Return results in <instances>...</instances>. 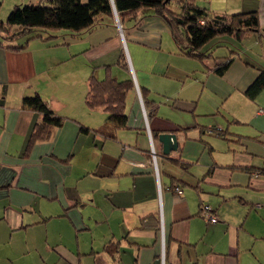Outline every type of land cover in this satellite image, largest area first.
<instances>
[{
    "label": "crops",
    "instance_id": "obj_1",
    "mask_svg": "<svg viewBox=\"0 0 264 264\" xmlns=\"http://www.w3.org/2000/svg\"><path fill=\"white\" fill-rule=\"evenodd\" d=\"M210 1L216 14L256 11L260 32L240 42L228 39L203 62L182 55L167 24L151 10L127 18L126 29L118 17L115 27L82 38L84 53L98 63V78L105 77L108 66L119 80L133 72L139 91L155 105L178 98L174 107L186 112L180 115L185 119H176L158 111L149 120L135 88L127 95L128 128L117 130L115 138L105 135L107 114L94 109V116L88 115L76 96L75 104L85 109L79 121L66 118L29 149L42 116L24 108L23 98L43 96L53 84L48 69H38L42 56L52 65L74 54L58 49V39H33L21 51L0 48V264H264V88L254 100L246 95L264 72V0ZM122 54L132 72L119 66ZM228 59L229 67L219 75L215 69ZM52 102L48 105L57 113ZM231 118L242 126L235 131L239 134L229 131ZM208 125L227 126L218 138L243 148V160L221 165L209 153L210 160L200 166L202 177L191 175L188 182L168 173L166 165L181 167L177 160L182 159L189 171L213 150L210 139L204 148L198 142ZM82 126L90 131L81 132ZM184 128L194 142L186 140ZM161 133L176 134L178 149L165 155ZM218 169L247 174L248 185L262 195L242 208L247 200L239 197L232 177L226 179L221 183L226 193L210 205L218 217L212 224L202 216L201 193L209 195L202 187L206 180L218 183ZM178 186L180 195L174 190ZM229 201L234 214L226 210Z\"/></svg>",
    "mask_w": 264,
    "mask_h": 264
},
{
    "label": "trees",
    "instance_id": "obj_2",
    "mask_svg": "<svg viewBox=\"0 0 264 264\" xmlns=\"http://www.w3.org/2000/svg\"><path fill=\"white\" fill-rule=\"evenodd\" d=\"M1 5L0 2V8ZM172 5L177 7L173 9ZM143 10L153 11L167 24L182 55L201 62L211 58L214 48L225 44L228 39L240 42L249 34L260 32L259 16L256 11L231 15L216 14L206 7L199 6L196 0H39L37 3L14 6L6 22L0 20V48L11 51L24 50L27 44L14 45L13 41L33 32L35 35L30 37L31 40L37 38L52 40L62 31L82 36L95 29L115 27V14L123 24V29H126L127 18ZM231 61L232 59H228L219 64L216 72L223 75ZM118 64L123 70L130 72L124 54L120 56ZM109 68L110 66L105 67L107 72L103 79L92 73L88 80L85 104L90 110L102 109L107 114L105 135L115 138L117 130L128 128L126 101L128 92L134 90L135 85L131 76L119 80L110 73ZM263 88L264 72L248 88L246 95L254 100ZM141 94L148 119L151 120L156 117L158 107L155 101L146 96L144 90H141ZM23 107L42 116V120L35 124L29 149L35 142L47 140L51 130L61 127L66 120L65 117L56 114L39 93L24 97ZM89 131L87 127H81V132ZM208 133L224 136L221 129L209 128ZM177 163L186 170L190 166L182 159L177 160ZM176 188L181 189V186Z\"/></svg>",
    "mask_w": 264,
    "mask_h": 264
},
{
    "label": "rangeland",
    "instance_id": "obj_3",
    "mask_svg": "<svg viewBox=\"0 0 264 264\" xmlns=\"http://www.w3.org/2000/svg\"><path fill=\"white\" fill-rule=\"evenodd\" d=\"M38 1L39 0H0V2L2 3L1 8H0V20L3 22H6L8 15L14 6L25 5L29 3H37ZM204 1H206L208 5L204 4ZM209 1L210 0H196V3L201 7H205L204 5H207L208 7L206 8L209 11H212L211 8H209L210 7L209 5L211 3V1L210 2ZM215 4H218V3H215ZM176 7L177 6L172 5L173 9H175ZM151 12L154 13L153 11ZM33 35H35L34 32L31 35L24 36V37H21L13 41V44L14 45H24V44L28 45V43L33 40V39L32 40L30 39V37ZM85 35L87 34H84L82 36H76L72 34L70 31H62L59 34V36L55 38V39H58V41L57 40L55 41L57 42L56 46L59 45L58 49L62 48L61 50H64V52H66L67 55L74 54L73 57L57 62V64L50 65V60L48 59V57L43 55L42 58L44 59V62L41 59V62L43 64L39 63V67H38L39 70H44V68L45 70L48 69L51 80L53 81L52 86L49 87L48 90L45 92V94H43V96L41 95V97L42 98L44 97L43 99L48 104H50L49 101L50 102L53 101L52 102L54 103L53 105H55V107H57L58 109V112L56 114H59L60 116L68 118V119H75L77 121H79V115L82 113V110L84 108H83V104L81 105V103L79 106L75 104L76 96L81 97L85 103V99L83 98L84 93L81 91V82H85L84 84L85 96L84 97L86 98L87 91H88L87 81L89 80L93 72L95 73V75L98 72V66H97L98 63L88 58L86 54L84 53V50L86 49V43L83 42L82 38ZM71 38L74 40L73 42L70 41L72 40ZM76 50H78L79 52H76ZM40 55H41L40 53H37V56H40ZM129 70L131 71V67ZM88 72L90 73L89 76H87ZM46 76H48L47 72H46ZM131 77L134 81L137 94L143 105L142 94L139 91V87L137 86L138 84H137V81H136V78L133 72L131 73ZM189 77H192V76H189ZM83 79H85V81ZM192 79L194 80V78ZM188 92L191 93V91H188ZM208 94L209 93L207 92L205 95L208 96ZM180 101H181L180 99L175 98L173 99L171 104H169V101L165 102L163 100H157L156 106L159 107L161 105L160 109L158 108V111H160V113H164L168 117L171 116L176 119H185L186 117H183L180 115L186 112L182 111L180 108L174 107L175 105L179 106ZM56 103L58 104L61 103L60 108H58L59 106H57ZM143 109H144V106H143ZM88 110L89 112L87 114L88 115L90 114V116L93 117L94 116V113H92L93 111L90 109ZM144 115H145V118L148 117L145 112V109H144ZM180 123H182L183 125L189 126L188 124H190L191 122H188V123L180 122ZM227 125H229L228 127L231 129L229 131L234 134L235 133L239 134L235 131H240L238 129L242 128L241 125H237L235 121H233V118L230 119ZM206 127H207L206 128L207 133H205V136L204 134L202 135V137L204 136L205 138H201L199 141L198 140L197 141L202 145V147L200 144L199 146L201 148H204L205 146L204 141L210 139L212 141L213 150L211 151L210 148L206 150V153L203 154L201 157L200 165H193L189 171L183 169L182 167H178L172 164L166 165L165 169L168 173L175 175L177 177H181L182 179L189 182V180H191V177H190L191 175H196L197 177L203 176L204 172L201 171L202 169L200 166L204 159L210 160V156H209L210 154H212V157L215 160V162L221 165L232 164L234 163L233 161L238 160V159L243 160V157H242L243 148H241L234 142L222 140L218 138L219 136H216L215 134L211 135L210 133H208L209 128L221 129V130L223 129V131H226V128H228L227 126H225V128H222V127L220 128L219 126H214V125H208ZM187 129L188 128L182 129L184 131V137L186 138L187 141L194 142L192 140V137L190 136L189 129L188 130ZM199 132L200 131L197 130V133ZM193 145L194 143H192L191 146ZM152 151L156 153L157 155V151L155 150L154 146L151 147L150 152L152 153ZM152 165L153 167L155 166V164H152ZM157 167H158V164H157ZM218 170L219 171L216 173V176H215V180L218 183L215 184V186L211 185L210 184L211 181L209 180H206V183L204 186L202 185L205 191L208 192L209 194V195H205L201 193L202 198H204L205 204L209 203V205H212V201H218L220 199V195L223 192L226 193L225 189L221 187L222 185L221 183L226 181V179L230 177H232V181L236 183L235 188L237 189V192L240 195L239 197L245 198L247 200V203H244L243 206L241 205L242 208L248 207L247 205H250L251 202L255 203L256 200L259 199V197L262 195L261 191L252 188V185L250 186L248 185L249 178L247 174H244L243 172H234L233 173L234 175H230L228 170H225V169H218ZM154 172H155V167H154ZM211 186L213 187L211 188ZM185 188H188V190H190L189 187H185ZM226 210L228 211V213L234 214V207L230 201L226 203ZM32 262L33 261H30L24 264H32Z\"/></svg>",
    "mask_w": 264,
    "mask_h": 264
},
{
    "label": "built area",
    "instance_id": "obj_4",
    "mask_svg": "<svg viewBox=\"0 0 264 264\" xmlns=\"http://www.w3.org/2000/svg\"><path fill=\"white\" fill-rule=\"evenodd\" d=\"M115 17H116V21H118V15L117 14H115ZM120 30H121V28H120ZM152 153H151V156H152L151 162H152V164H155V166H154L155 167V174L157 176L158 184L160 187L159 171H158V167H157V155L153 151H152ZM175 192L180 195V194H182V189L176 188ZM201 213H202L203 218L207 222L212 223V224L218 222V217H217L214 209L210 205L204 204L201 208ZM161 235H162V240H163V235H164L163 232ZM161 256H162V259H164V249H162V255Z\"/></svg>",
    "mask_w": 264,
    "mask_h": 264
},
{
    "label": "water",
    "instance_id": "obj_5",
    "mask_svg": "<svg viewBox=\"0 0 264 264\" xmlns=\"http://www.w3.org/2000/svg\"><path fill=\"white\" fill-rule=\"evenodd\" d=\"M158 141L162 144V150L165 155L170 154L179 147L177 136L174 133H161L158 136Z\"/></svg>",
    "mask_w": 264,
    "mask_h": 264
}]
</instances>
